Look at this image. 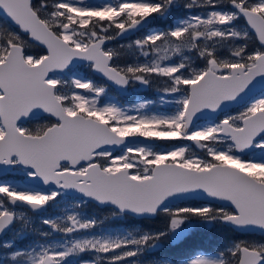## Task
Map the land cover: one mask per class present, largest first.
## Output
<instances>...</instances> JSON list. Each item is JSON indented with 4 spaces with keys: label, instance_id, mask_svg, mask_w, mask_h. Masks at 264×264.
Masks as SVG:
<instances>
[{
    "label": "snow or ice",
    "instance_id": "6c2138e0",
    "mask_svg": "<svg viewBox=\"0 0 264 264\" xmlns=\"http://www.w3.org/2000/svg\"><path fill=\"white\" fill-rule=\"evenodd\" d=\"M0 14V264H264V0H0ZM154 80L170 111L105 99ZM213 225L261 239L191 246Z\"/></svg>",
    "mask_w": 264,
    "mask_h": 264
},
{
    "label": "trees",
    "instance_id": "16d2710c",
    "mask_svg": "<svg viewBox=\"0 0 264 264\" xmlns=\"http://www.w3.org/2000/svg\"><path fill=\"white\" fill-rule=\"evenodd\" d=\"M11 25L5 21L3 18L0 17V28H9ZM34 53L40 54V50L38 48L33 49ZM82 74L87 77L96 80L98 83L102 82L98 76L93 73L87 71L86 68L83 69ZM111 93H115L112 88L108 89ZM116 94V93H115ZM140 98H145V95L139 94ZM118 100L121 102H130L128 96H122L117 94ZM64 201L61 198V206L63 205ZM105 208H98L96 205L88 202L85 204V207L82 206L80 211L84 212L87 215H94L98 219L103 218L102 210ZM58 209H50L48 215L58 214ZM115 221V222H113ZM112 223L105 221L103 227L105 228H123L129 227L132 225H139L140 227L144 228L145 230L148 229H155L161 226L160 218L154 219H126V220H111ZM234 238H247V239H261L258 234L249 235L246 237H240V234L232 232L227 226L224 225H213L211 228L208 227H201L195 231V233L191 237V246L198 247L202 249H213L217 246L223 244L227 240L234 239ZM177 245L169 244L166 245L164 249L161 250V254L171 256V257H179L182 255V251L176 249ZM186 250V249H185Z\"/></svg>",
    "mask_w": 264,
    "mask_h": 264
},
{
    "label": "rangeland",
    "instance_id": "374dc122",
    "mask_svg": "<svg viewBox=\"0 0 264 264\" xmlns=\"http://www.w3.org/2000/svg\"><path fill=\"white\" fill-rule=\"evenodd\" d=\"M85 2H87V3H96V2H98V0H85ZM183 10L184 9L182 8L181 15L179 17H182V16L185 15V13H184ZM201 10L202 9L198 5L194 6L191 9V11L193 13L199 12ZM174 18H177V16L176 17H172L171 19H174ZM188 55H190L193 58H195V53H188ZM176 59L179 60L180 57L177 56ZM156 81H157L156 83H154V84L151 85L153 87L151 88V92L150 93H152L154 95L151 99H146V98L141 99L139 97V94H146V92H148V87H149V86H140V85L130 86L128 88V92H129L128 95H129L130 98H132V103H130V104H122V103H119L116 100V98L110 92H108V95H107V97L105 99H110L113 102H116L117 104L122 105V106H126V107L127 106L135 105L138 102L143 101V100H151V101H154V103L149 106V111H152V112L170 111L171 110V105L161 106L160 105V102H159V97H160L162 88L164 87V81L163 80H156ZM158 147L165 148V147H167V145L161 143V144L158 145ZM188 150L190 152H199L200 151V149L198 148V146L195 145L193 142H188ZM9 178H11V177H9ZM83 206L85 207V205H83ZM61 207H63V205ZM102 213H103V217L107 216L108 215V209H103L102 210ZM58 214H53V216L54 215H58ZM46 215H48V214H46ZM111 220L112 219H109V220H107V222L112 223ZM113 222H115V221H113ZM117 228H120V227H117ZM11 235H12V233H11ZM85 258H87V257H85ZM0 259H2V257H0Z\"/></svg>",
    "mask_w": 264,
    "mask_h": 264
},
{
    "label": "flooded vegetation",
    "instance_id": "af4514ba",
    "mask_svg": "<svg viewBox=\"0 0 264 264\" xmlns=\"http://www.w3.org/2000/svg\"><path fill=\"white\" fill-rule=\"evenodd\" d=\"M178 2L182 5L183 3L186 2V0H178ZM181 10H182V7L179 8V9H174L173 12H172V14H171V16L169 17V20H171L172 17H176V16L179 17L181 15ZM184 13H185V11H184ZM164 23L165 22L157 21L153 26H164ZM137 35H139V33H137ZM134 38H135V36H130V37L126 38V39H117L115 41L110 42L109 46L110 47H118L121 43H126L127 40L134 39ZM156 82L157 81L154 80L152 84H154ZM151 85L148 87V92H146V94H142V95H145L146 96L145 97L146 99H151L154 96L152 93H150L151 92V88L153 87ZM110 88H112V87H110ZM112 89L114 90V88H112ZM108 92H110V91L108 90ZM115 93H111V94L120 103V101L117 98V94H119V93H117L116 91H115ZM128 94H129V92H127L126 94H119V95H122V96H128V99L130 100V102H121L122 104H130V103H132V98H130ZM141 99H143V98H141ZM117 151H119V150H117ZM98 208H100V207H98ZM10 239H12L11 232H6L5 234H3V235L0 236V241L10 240ZM4 255H5L4 250L3 249H0V257H2V259H3ZM2 259H0V260H2Z\"/></svg>",
    "mask_w": 264,
    "mask_h": 264
},
{
    "label": "water",
    "instance_id": "95a60500",
    "mask_svg": "<svg viewBox=\"0 0 264 264\" xmlns=\"http://www.w3.org/2000/svg\"><path fill=\"white\" fill-rule=\"evenodd\" d=\"M0 17L1 18H3L5 21H7L9 24H10V22L5 18V16L3 15V14H0ZM96 75V74H95ZM97 76V75H96ZM112 88H114V90L117 92V93H119V94H126L127 92H128V89L127 90H121V89H119V88H116V87H112ZM117 150H119V149H117ZM90 203H92V204H94L93 202H90ZM94 205H96V204H94ZM97 206V205H96ZM97 207H100V206H97ZM101 208V207H100ZM5 234V233H4ZM3 235V234H2ZM259 235V234H258ZM1 236V235H0Z\"/></svg>",
    "mask_w": 264,
    "mask_h": 264
}]
</instances>
